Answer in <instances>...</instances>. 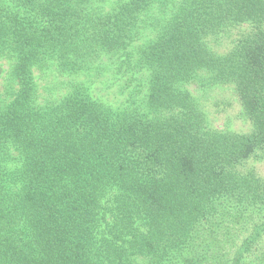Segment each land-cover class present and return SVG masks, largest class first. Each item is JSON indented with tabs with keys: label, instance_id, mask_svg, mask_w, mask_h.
Instances as JSON below:
<instances>
[{
	"label": "trees",
	"instance_id": "trees-1",
	"mask_svg": "<svg viewBox=\"0 0 264 264\" xmlns=\"http://www.w3.org/2000/svg\"><path fill=\"white\" fill-rule=\"evenodd\" d=\"M0 264H264V0H0Z\"/></svg>",
	"mask_w": 264,
	"mask_h": 264
},
{
	"label": "rangeland",
	"instance_id": "rangeland-1",
	"mask_svg": "<svg viewBox=\"0 0 264 264\" xmlns=\"http://www.w3.org/2000/svg\"><path fill=\"white\" fill-rule=\"evenodd\" d=\"M220 93L222 94L215 92L213 94V99L210 101V103L208 102V104H211L210 111L213 113L212 117L215 119L216 123L223 125L228 123L230 116L233 118L236 116L238 107H236V105L230 106L229 103H227L228 101H233L232 94L229 91H223ZM216 104H219L220 108L218 113L215 112L218 109ZM240 123L241 122L239 120L232 119V122H230L229 125L233 128L239 129L241 128Z\"/></svg>",
	"mask_w": 264,
	"mask_h": 264
}]
</instances>
